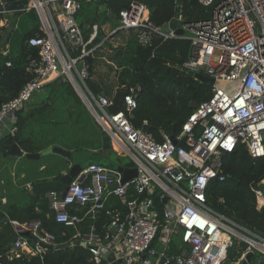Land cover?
Here are the masks:
<instances>
[{"label":"built area","instance_id":"built-area-1","mask_svg":"<svg viewBox=\"0 0 264 264\" xmlns=\"http://www.w3.org/2000/svg\"><path fill=\"white\" fill-rule=\"evenodd\" d=\"M32 2L44 34L31 37L28 44L38 48L39 59L28 65L32 78L1 104L0 134L13 136L16 112L47 83L63 78L82 89L96 121L118 143L114 150L128 155L133 161L130 167L136 168V175L123 182L117 167L89 163L64 190L47 192L54 220L76 228L71 241H84L97 264L117 259L119 264H222L235 240L247 245L231 264H239L250 251L264 255V237L213 211L205 196L210 181L225 178L224 153L240 143L251 157L264 155V0H198L209 15L188 22L180 17L185 30L181 36L164 32L148 17L143 19L142 4L133 2L119 12L120 29L141 27L165 38L187 39L188 58L181 67L214 79L210 97L189 114L175 136L176 143L165 135L157 141L131 124L128 115L136 107L133 88H124L123 109L115 113L107 109L113 96L93 94L87 88L85 58L93 57L105 40L90 46L96 25L85 38L75 18L82 0ZM134 5L139 11L134 20H128ZM4 12L0 9V18ZM138 36L142 43L148 41L145 31ZM103 212L110 219L100 232L97 222ZM85 220L90 224L83 232L78 225ZM9 222L17 236L10 246L12 255L20 251L41 254L46 249L39 241L57 246L54 235L39 220ZM173 238L178 240L176 253L172 252ZM101 247L113 253L112 261L100 255Z\"/></svg>","mask_w":264,"mask_h":264},{"label":"trees","instance_id":"trees-1","mask_svg":"<svg viewBox=\"0 0 264 264\" xmlns=\"http://www.w3.org/2000/svg\"><path fill=\"white\" fill-rule=\"evenodd\" d=\"M133 2L144 5L149 11V22L159 27H163L173 17L176 7L175 0H92L82 2L75 18L79 24L82 23V31L86 39L92 33L93 25H97L96 35L91 40L90 46L96 45L103 39L105 44L107 40L117 35L122 37V43L109 53V61L116 70L119 87L123 86L122 89L125 88L127 91L129 88L134 89L136 107L128 115L129 121L135 128H141L150 134L153 139L162 141L164 135H178L195 106L210 97L212 87L178 68L188 58L187 39L165 38L141 27L118 28L119 12L127 9ZM133 13L129 14L128 20L135 19V14L138 12L134 8ZM179 14L182 21L188 22L207 18L209 9L201 5L198 0H182ZM13 17L16 25L0 46V106L15 97L22 86L32 78V73L27 68L31 60L39 59V51L37 47L29 45L28 40L33 36L44 34L40 29L39 15L34 8L19 11ZM107 21L116 28V34L107 35L104 32L102 25ZM4 31L5 27L0 25V39ZM140 31L147 33L146 43L139 40ZM6 44L8 52L4 54L2 49ZM98 51L97 49L95 55ZM85 62L88 64L85 84L93 94L102 92L99 81L92 77L96 57L89 55L85 58ZM104 94L111 95L108 92ZM32 99H34L32 109L25 112L22 108L16 112V133L13 136L4 134L0 137V159H3L1 150L9 148L13 143H17L27 153L40 152L49 145H58L72 153L80 150L87 152L90 149L98 150L84 162L86 165L95 162L108 167L133 166L131 159L124 162V157L111 148L102 149V138L106 133L67 79L58 78L47 83L43 90L33 94ZM71 99L77 111L85 115L84 119H82L83 115L78 116L76 124L79 129L81 128L82 137L76 136L73 139L70 135L53 133L49 138L48 132L44 129L49 121V117L45 118L46 112L54 108V101L65 106L71 103L69 101ZM67 116L71 120L76 119V115L73 116L70 111ZM32 121L38 122L39 132L35 131ZM58 123L59 121L56 120L55 124ZM22 159L34 163L30 169L24 171L23 180L31 184L30 190L27 191L24 187L16 188L11 179H5L0 185V198H6L4 204H1L0 200V264H97L90 251L81 245L46 249L41 254L22 251L15 255L10 253L9 243L16 233L9 220L20 223L39 220L54 235L56 245L69 243L76 231L75 227L54 220L45 199L47 192L61 191L65 186L61 180V171L69 168L67 166L70 161L63 156L49 154L43 159L51 162L37 173L42 166L40 159ZM51 166L58 169H52ZM222 170L225 174L224 180L210 181L205 190L207 205L235 224L264 237V197L260 192V188L264 187V155L251 157L245 146L239 143L232 152L223 154ZM3 177L5 176L0 174V180ZM3 190L6 192L2 193ZM19 193H23L25 200L13 201ZM113 201L119 205L117 199ZM82 211L83 209L80 213ZM109 219L110 215L103 212L97 222L100 232H103L102 226ZM89 224L90 222L85 220L78 227L85 232ZM177 242L175 238L172 239L174 253L177 252ZM246 245L244 241L235 240L229 247L222 264H231L237 260Z\"/></svg>","mask_w":264,"mask_h":264},{"label":"water","instance_id":"water-1","mask_svg":"<svg viewBox=\"0 0 264 264\" xmlns=\"http://www.w3.org/2000/svg\"><path fill=\"white\" fill-rule=\"evenodd\" d=\"M35 2V0H32ZM176 3V7L174 10V15L173 17L163 25V31L164 32H170L172 31L174 34L176 35H183L185 33V30L182 27V22L180 20V14H179V9H180V5L182 3V0H175ZM0 9L6 11V12H14L17 13L19 11H22L25 9V7L28 4V0H0ZM80 26L82 27V23H80ZM12 31V27L9 25L7 27H5V31L2 33L1 39H0V46L3 45V43L5 42L8 34ZM81 64H79L80 66ZM179 69L187 72L189 75L193 76L195 79L204 82L206 84H208L209 86H212L214 83V79L211 77H208L202 73H193V71L191 70H186L183 67H178ZM77 94L78 96L84 101V103L88 106V102L85 99V94L82 91L81 88H77ZM125 94L124 90H120L118 91L112 98V104H110L107 109L112 112L115 113L121 109H123V96ZM89 110L93 113V110L91 109V107H89ZM170 139L173 143H176L177 140L175 139V136L171 135ZM109 142H110V138L108 134H105L102 138V148L103 149H108L109 148ZM2 156L7 158V159H15L18 156H25L28 159H36L40 156H44L47 155L49 153H57L62 155L63 157L67 158V159H73V164L70 165L68 171L66 173H64L61 176V180L65 183L68 184L74 177H76L79 172L82 170L83 166L82 163L85 162L88 159V155L89 153L86 150H80L77 151L75 153H72L69 150H66L60 146L54 145V146H49L47 148H45L44 150L40 151V152H34V153H27V152H23V150L18 146L17 143H13L10 145L9 148L7 149H2ZM80 157V158H78ZM117 169L119 171H121L123 173V179L122 181H127L130 178L134 177L136 175V168L135 167H123V166H119L117 167ZM24 235L29 236L28 232H23ZM31 238H33L35 241L37 240L36 237L30 235ZM17 236L15 235L11 242L9 243V246H11V244L16 240ZM39 246L44 248V249H61V248H65V247H69L72 245H81L83 247H85V242L84 241H80V240H73L67 244H63V245H57L55 247H52L50 244H45L43 242L39 241ZM99 253L102 257L106 258L108 261H112L114 259V255L113 253L109 252L106 248H99ZM121 263L120 259H117L115 261H112L110 264H119ZM239 264H264V255H260V256H255V254L250 251L247 252L245 254L244 259H242L240 261Z\"/></svg>","mask_w":264,"mask_h":264},{"label":"rangeland","instance_id":"rangeland-1","mask_svg":"<svg viewBox=\"0 0 264 264\" xmlns=\"http://www.w3.org/2000/svg\"><path fill=\"white\" fill-rule=\"evenodd\" d=\"M27 6H30L31 8H33L32 0H28ZM0 19H2V18H0ZM102 29L104 30V32L107 35L116 34V28H113L112 26L104 27V25H102ZM121 40H123V39L120 35L112 37L110 40H107V42L104 44V47L101 48L98 51V53L95 55L96 66L94 67L95 71H93V74L95 75V77L93 79L99 81V86L101 88V91L104 93L108 92L110 94H114L113 92L116 89L115 83H116V78H117L116 75L117 74H116L115 68H113V66H111V64H110L111 62L109 61V53L113 49H116V47H118L120 45V43H122ZM226 86L230 87V86H232V84L231 85L228 84ZM69 101H71V103H68L65 106H62L61 104L59 105L58 102L54 101V103H53L54 108L51 111L48 110L46 112L45 118L49 117V121H48V123L45 124L46 126H44V129L48 132L49 138H51V135L53 133H62L64 135H70V136H72L73 139H75L76 136L82 137L81 128L79 129V126H77L76 124H77L78 116L83 115L82 119H84L85 115L82 112L77 111V107L75 105H72L73 104L72 99ZM68 111H70L73 116L76 115L75 121L71 120V118H69L67 116ZM48 114H50V116H47ZM73 116H71V117H73ZM56 120L59 121L58 124H55ZM84 121H86V120H84ZM32 123H33V127H34L35 131L39 132L40 128H39L38 122L32 121ZM47 124H49V125H47ZM90 124H92V123L90 122ZM55 126H57V127L54 128ZM70 130H71V132H70ZM39 138H41V136H39ZM98 156H100V154H98ZM101 156H103V152H101ZM112 158L115 159L113 156H112ZM130 159L131 158L128 155H124L123 161L127 162ZM13 162L14 161H6L5 160V163L7 165H9V167ZM2 163H3V161H0V165H2ZM11 175H12V173H11ZM16 182H17V180H15V183ZM260 190H261L260 192L262 193V196L264 197V187H261ZM17 195H18L17 196L18 199H21V200L24 199L25 200V196L23 195V193H19Z\"/></svg>","mask_w":264,"mask_h":264},{"label":"crops","instance_id":"crops-1","mask_svg":"<svg viewBox=\"0 0 264 264\" xmlns=\"http://www.w3.org/2000/svg\"><path fill=\"white\" fill-rule=\"evenodd\" d=\"M83 2H88V1H92V0H82ZM134 3H136V2H134ZM137 4V3H136ZM1 5V4H0ZM134 10L136 11V12H138L139 11V9H138V6H136V5H134ZM16 13H14V12H4L3 13V15H2V19H1V21H0V25H2V26H4V27H7V26H11L12 28L13 27H15V25H16V21L14 20V15H15ZM145 14V16H143ZM148 14H149V11H148V9L145 7V11H143V15H142V18L144 19L145 17H148ZM12 15V17L13 18H10V16ZM39 18H40V16H39ZM40 22H41V19H40ZM109 27V26H111V23L110 22H106L105 24H104V27ZM121 44V43H120ZM104 47V44H102V46H100L99 48H97L98 50H100L101 48H103ZM116 47V46H115ZM96 49V50H97ZM96 50L93 52V56L95 57V52H96ZM2 52L4 53V54H6L7 52H8V45L6 44L4 47H3V49H2ZM111 64V63H110ZM93 71H95V68H94V70ZM93 78L95 77V75L93 74V76H92ZM116 89H115V91L113 92L114 94H111L109 97H111L112 98V96H114L118 91H120V90H123L122 89V87H119V85H118V82H117V78H116ZM87 86V85H86ZM88 88V87H87ZM89 89V88H88ZM75 90H76V92H77V89L75 88ZM91 92V91H90ZM78 93V92H77ZM92 93V92H91ZM103 93V92H102ZM108 96V95H107ZM82 100V99H81ZM82 102H83V100H82ZM83 104L86 106V108L89 110V108H88V106L83 102ZM33 105H34V99H30V101H28V103L23 107V111H25V112H28L30 109H32V107H33ZM24 112V113H25ZM89 112L93 115V117H95L94 116V113H92L90 110H89ZM96 120V119H95ZM98 123V122H97ZM101 127V126H100ZM102 128V127H101ZM4 135V133L2 132L1 134H0V137H2ZM49 146H53V145H49ZM48 146V147H49ZM58 146V145H57ZM114 147L115 148H118V145H117V143H116V141L114 140V139H112V138H110V142H109V148H111L113 151H115L114 150ZM47 148V147H46ZM108 148V149H109ZM103 149V148H102ZM44 150V149H43ZM98 150H92V149H90V150H88V153H89V155H88V158H90L91 157V155H92V153H96ZM23 152H25V151H23ZM72 152V151H71ZM116 152V151H115ZM117 153V152H116ZM49 154H57V153H49ZM49 154H47V155H49ZM118 154V153H117ZM47 155H44V156H47ZM57 155H60V154H57ZM120 155V154H119ZM44 156H40V157H38V158H36V159H40L39 160V162L42 164V166L39 168V170L37 171V173H40L41 172V169H43L44 168V166L46 165L47 166V163H50L51 161L50 160H48V159H43V157ZM60 156H62V155H60ZM122 156V155H121ZM122 157H124V156H122ZM22 158H25V159H27V160H36V159H28V158H26L25 156H18V157H16L15 159H7V158H5V157H3V159H0V161H3V163H2V165H0V174H3L5 177H3V179H1L0 180V185L1 184H3V181L5 180V179H11L12 180V183H13V185L16 187V188H22V187H24V189H26L27 191H29L30 190V188H31V184L29 183V182H24V171L25 170H27V169H30L31 168V166H33V164L34 163H29V162H26V161H24ZM78 158H80V157H78ZM67 159V158H66ZM5 160L6 161H14L11 165H10V167H9V165H7L6 163H5ZM70 162L68 163V166L67 167H70V165L71 164H73V159L71 158V159H68ZM87 163V162H86ZM82 166L83 167H85L86 166V164L83 162L82 163ZM51 168L52 169H55L53 166H51ZM58 168H56L55 170H57ZM69 169V168H68ZM68 169L67 170H63V171H61V173H62V175L64 174V173H66L67 171H68ZM11 173H12V175H11ZM15 180H17V182L15 183ZM66 185V184H65ZM64 188H65V186L63 187V189L62 190H64ZM61 190V191H62ZM6 191L5 190H3V192L2 193H5ZM45 199H46V195H45ZM0 200H1V204H4V203H6V198L5 197H1L0 198ZM18 200L19 201H21V199H18L17 197H15L14 198V200L13 201H16V202H18ZM38 209V208H37Z\"/></svg>","mask_w":264,"mask_h":264},{"label":"bare ground","instance_id":"bare-ground-1","mask_svg":"<svg viewBox=\"0 0 264 264\" xmlns=\"http://www.w3.org/2000/svg\"><path fill=\"white\" fill-rule=\"evenodd\" d=\"M84 102V101H83ZM117 145H118V143H117Z\"/></svg>","mask_w":264,"mask_h":264}]
</instances>
